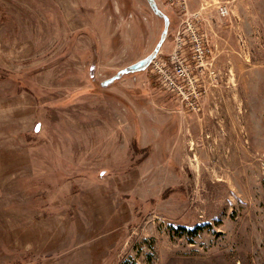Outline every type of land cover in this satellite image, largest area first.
Here are the masks:
<instances>
[{
    "label": "rangeland",
    "instance_id": "rangeland-1",
    "mask_svg": "<svg viewBox=\"0 0 264 264\" xmlns=\"http://www.w3.org/2000/svg\"><path fill=\"white\" fill-rule=\"evenodd\" d=\"M188 23L196 111L127 71ZM126 262L264 264V0H0V264Z\"/></svg>",
    "mask_w": 264,
    "mask_h": 264
},
{
    "label": "built area",
    "instance_id": "built-area-1",
    "mask_svg": "<svg viewBox=\"0 0 264 264\" xmlns=\"http://www.w3.org/2000/svg\"><path fill=\"white\" fill-rule=\"evenodd\" d=\"M186 9V0H179ZM222 14L227 13L226 8H221ZM189 40L185 39V32L178 33L176 46L169 57L163 61H157V54L152 58L149 66H153L159 74V80L163 87L172 93L177 100L188 105L192 110H197L200 100L205 92V77L210 85L215 87L220 84L219 73L207 61V46L197 28L191 23L187 24ZM188 45V46H187ZM187 46V47H186ZM190 50L191 55L186 56L184 50ZM200 71L202 74H199ZM201 75L202 78L197 76Z\"/></svg>",
    "mask_w": 264,
    "mask_h": 264
},
{
    "label": "water",
    "instance_id": "water-1",
    "mask_svg": "<svg viewBox=\"0 0 264 264\" xmlns=\"http://www.w3.org/2000/svg\"><path fill=\"white\" fill-rule=\"evenodd\" d=\"M152 3V2H151ZM152 7L154 8V10H155V7H154V4L152 3ZM166 32H167V27H166V29H165V32H164V35L166 34ZM161 46V43H159V45H158V48L155 50V52L151 55V56H149L148 58H145V59H143V60H141V61H139V62H137L136 64H134V65H132L131 67H129L128 69H127V71L129 72V71H136V70H140V69H143V68H145L146 66H148L149 65V63H150V61L152 60V58L158 53V51H159V47ZM117 77H114V78H112V79H110L109 81H107V82H110V81H112V80H114V79H116ZM106 82V83H107Z\"/></svg>",
    "mask_w": 264,
    "mask_h": 264
},
{
    "label": "flooded vegetation",
    "instance_id": "flooded-vegetation-1",
    "mask_svg": "<svg viewBox=\"0 0 264 264\" xmlns=\"http://www.w3.org/2000/svg\"><path fill=\"white\" fill-rule=\"evenodd\" d=\"M151 2H152V1H149V4H150V5H151V7H152V6H153V5H152V3H153V2H152V3H151ZM153 4H154V3H153ZM154 7H155V11H156L157 13H159V11L156 9V6H155V4H154ZM152 8H153V7H152ZM153 9H154V8H153Z\"/></svg>",
    "mask_w": 264,
    "mask_h": 264
},
{
    "label": "trees",
    "instance_id": "trees-1",
    "mask_svg": "<svg viewBox=\"0 0 264 264\" xmlns=\"http://www.w3.org/2000/svg\"><path fill=\"white\" fill-rule=\"evenodd\" d=\"M123 264H133V263L126 262V263H123Z\"/></svg>",
    "mask_w": 264,
    "mask_h": 264
}]
</instances>
